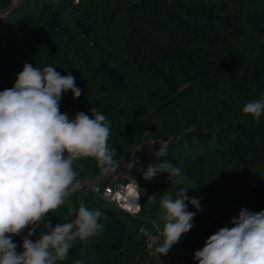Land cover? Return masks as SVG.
I'll return each mask as SVG.
<instances>
[{"label": "trees", "instance_id": "trees-1", "mask_svg": "<svg viewBox=\"0 0 264 264\" xmlns=\"http://www.w3.org/2000/svg\"><path fill=\"white\" fill-rule=\"evenodd\" d=\"M13 1L0 0V9ZM26 63L76 78L82 95L65 92L62 113L93 116L95 109L110 122L114 171L84 158L74 162L77 179L105 186L127 176L139 186L134 215L84 187L48 213L55 226L73 220L81 204L102 212V232L57 264H155L163 236L148 239L163 230L160 201L181 189L201 210L188 204L193 227L163 256L194 255L210 235L232 227L242 208L264 210V188L256 209L240 203L253 172L264 170V114L242 112L264 100V0H24L0 23V91L14 86ZM147 141L167 149L162 159L181 176L143 179L149 164L161 162L157 151L133 161ZM26 234L13 237L18 252Z\"/></svg>", "mask_w": 264, "mask_h": 264}, {"label": "clouds", "instance_id": "clouds-1", "mask_svg": "<svg viewBox=\"0 0 264 264\" xmlns=\"http://www.w3.org/2000/svg\"><path fill=\"white\" fill-rule=\"evenodd\" d=\"M68 91L73 99L82 95L70 72L61 75L53 66L41 70L27 63L14 86L0 91V264H57L67 259L77 242L86 243L103 230L98 223L102 212L83 204L70 222L53 226L45 220L81 189L75 161L93 158L105 173L115 166L116 150L108 145L110 122L95 109L93 116L78 112L70 118L62 113L60 101ZM242 112L259 119L264 100L249 101ZM155 155L161 162L149 164L143 179L151 181L162 173L181 176L179 168L162 159L167 149L160 147ZM138 199L139 194L135 202ZM148 200H155V195ZM188 204L201 210L199 199H190L187 189H181L175 199L171 195L161 199L163 241L156 248L161 256L193 227L196 213L187 210ZM72 215L69 208L68 216ZM41 224L44 230L33 241ZM231 224L210 235L194 252L197 264H264V210L242 208ZM25 229L18 252L13 237Z\"/></svg>", "mask_w": 264, "mask_h": 264}, {"label": "built area", "instance_id": "built-area-1", "mask_svg": "<svg viewBox=\"0 0 264 264\" xmlns=\"http://www.w3.org/2000/svg\"><path fill=\"white\" fill-rule=\"evenodd\" d=\"M20 3V0H14L11 7L8 9H0V23L7 20L10 12ZM141 158L136 157L133 161L139 162ZM133 162H131L132 164ZM123 178L125 182L118 183H108L105 186L97 182H81L82 187L88 189L93 195L97 196L104 202L115 205L117 208L126 211L132 215L137 214L141 210L140 205V195L138 202H135V197L139 194L137 184L129 181V178L126 176ZM131 196V203L129 207L127 206L126 199L128 196ZM161 232L159 231L156 235H153L148 239L150 242H157L160 239ZM155 255L159 259H163L165 264H183L180 262V257H187L190 259H194V255L192 253H179L173 252L172 256H161L160 253L154 252Z\"/></svg>", "mask_w": 264, "mask_h": 264}, {"label": "rangeland", "instance_id": "rangeland-1", "mask_svg": "<svg viewBox=\"0 0 264 264\" xmlns=\"http://www.w3.org/2000/svg\"><path fill=\"white\" fill-rule=\"evenodd\" d=\"M23 1L24 0H20V3L18 5H20ZM152 145L153 144L152 143L149 144L148 141L145 142L143 147H141V149L139 150L137 157L145 158V156L146 157L152 156L153 153H155L156 151L160 149L158 145L156 144H154V146ZM249 184L251 185V190L247 195H243L240 197V203L251 209H256L258 205V200L264 188V170L262 169L255 170L250 177ZM162 264H165V262H163Z\"/></svg>", "mask_w": 264, "mask_h": 264}, {"label": "crops", "instance_id": "crops-1", "mask_svg": "<svg viewBox=\"0 0 264 264\" xmlns=\"http://www.w3.org/2000/svg\"><path fill=\"white\" fill-rule=\"evenodd\" d=\"M162 261H163V259L158 260L155 264H162L164 262V261L163 262ZM184 261H185L186 264H197L196 260H193V259H190V258H187V257H185Z\"/></svg>", "mask_w": 264, "mask_h": 264}, {"label": "bare ground", "instance_id": "bare-ground-1", "mask_svg": "<svg viewBox=\"0 0 264 264\" xmlns=\"http://www.w3.org/2000/svg\"><path fill=\"white\" fill-rule=\"evenodd\" d=\"M126 200L127 206L129 207V204L131 203V196L129 195Z\"/></svg>", "mask_w": 264, "mask_h": 264}]
</instances>
